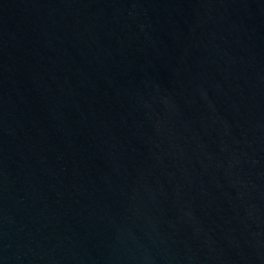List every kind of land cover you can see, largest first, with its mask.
Returning <instances> with one entry per match:
<instances>
[{
  "label": "water",
  "instance_id": "95a60500",
  "mask_svg": "<svg viewBox=\"0 0 264 264\" xmlns=\"http://www.w3.org/2000/svg\"><path fill=\"white\" fill-rule=\"evenodd\" d=\"M0 264H264V0H0Z\"/></svg>",
  "mask_w": 264,
  "mask_h": 264
}]
</instances>
